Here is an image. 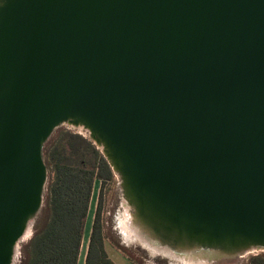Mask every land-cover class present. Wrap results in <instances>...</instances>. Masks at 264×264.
Segmentation results:
<instances>
[{
    "label": "water",
    "instance_id": "95a60500",
    "mask_svg": "<svg viewBox=\"0 0 264 264\" xmlns=\"http://www.w3.org/2000/svg\"><path fill=\"white\" fill-rule=\"evenodd\" d=\"M63 122L161 241L264 251V0H0V264Z\"/></svg>",
    "mask_w": 264,
    "mask_h": 264
},
{
    "label": "trees",
    "instance_id": "16d2710c",
    "mask_svg": "<svg viewBox=\"0 0 264 264\" xmlns=\"http://www.w3.org/2000/svg\"><path fill=\"white\" fill-rule=\"evenodd\" d=\"M42 156L48 171L45 200L19 264H76L95 183L110 180L112 169L90 138L67 128L52 132ZM100 208L98 193L86 264H114L104 250ZM248 264H264V252L250 255Z\"/></svg>",
    "mask_w": 264,
    "mask_h": 264
},
{
    "label": "rangeland",
    "instance_id": "374dc122",
    "mask_svg": "<svg viewBox=\"0 0 264 264\" xmlns=\"http://www.w3.org/2000/svg\"><path fill=\"white\" fill-rule=\"evenodd\" d=\"M57 128H67L76 133H79L85 137L90 138V134L87 129L82 126H73L67 122L59 124ZM54 129V130H55ZM95 144V143H94ZM96 145V144H95ZM102 152V148L96 145ZM103 154V152H102ZM104 155V154H103ZM113 176L110 180L105 182L97 181L94 186L92 193L93 200L96 204L98 193L101 196V208H100V218L102 223V233H103V246L105 244V249L107 250L110 258L116 264H242L245 259H247L252 253L245 255L244 258H240L238 255H227L224 253H219L216 251H204L197 250V253H190L191 251L183 252L178 246L164 247L158 245L160 248L167 249L171 255H168L160 250L153 249L150 245L145 242H140L139 240L128 239L124 235V231L121 228V218L124 212L123 208V188L122 179L120 175L112 169ZM48 179V171H47ZM47 181L43 192V202L44 204ZM41 206V207H42ZM41 210V209H40ZM40 211L34 217L33 224L31 227V235L24 241H20L14 250L12 264H19L22 259V246L29 241L33 234L34 224L39 216ZM132 226V225H131ZM160 243L163 241L159 240ZM175 248V249H174ZM177 249V250H176ZM258 253L264 251H257ZM128 257V259L125 257ZM222 255V256H221ZM201 257L205 260L202 262H185L182 258L186 257ZM243 257V256H242ZM180 260V261H179ZM211 261V262H210Z\"/></svg>",
    "mask_w": 264,
    "mask_h": 264
},
{
    "label": "bare ground",
    "instance_id": "6f19581e",
    "mask_svg": "<svg viewBox=\"0 0 264 264\" xmlns=\"http://www.w3.org/2000/svg\"><path fill=\"white\" fill-rule=\"evenodd\" d=\"M70 125H73V124H70ZM123 196H124V201H123L124 212L122 214L120 224H121V228L124 231V235L126 236L127 240L133 239V240H139L140 242H145L148 245H150L153 249L160 250L168 255H171V254L167 252V249L165 248L166 247L169 248L171 246H178L179 248L183 250V252L191 251L190 253H195V254L197 253V250H199V248L187 247L184 243H182V241L184 242V240L182 239H174L176 243L175 242L167 243L165 240L163 241V243H160L159 240H162V239H159V238H163V237H160V235H157V231L155 230V228L150 226L151 224L150 222L147 223L143 219L138 218V215H137L138 212H136V207L134 206V203L130 201V199H128V197H126L124 193H123ZM33 220H34V216L30 217L26 221L23 232L20 237V241H24L26 238L30 237ZM158 245L164 246L165 248L162 249ZM182 261L205 263V260L197 256L189 257V258L183 257Z\"/></svg>",
    "mask_w": 264,
    "mask_h": 264
},
{
    "label": "crops",
    "instance_id": "0c3cea01",
    "mask_svg": "<svg viewBox=\"0 0 264 264\" xmlns=\"http://www.w3.org/2000/svg\"><path fill=\"white\" fill-rule=\"evenodd\" d=\"M95 207L96 204L93 200V197L91 196L90 199V204L89 208L87 211L86 219H85V224L83 228V234H82V239H81V244L79 248V253H78V258H77V263L76 264H86V257H87V250H88V242H89V236H90V231H91V226H92V221L94 218V213H95ZM104 250L108 256V258L116 264L109 256L107 250L105 249V244H104ZM258 253V252H257ZM257 253H254L252 255H255ZM125 257L128 259V257L125 255ZM240 258H244L245 256H239ZM93 264V263H92ZM129 264H132L131 261ZM242 264H248V258L245 259V261L242 262Z\"/></svg>",
    "mask_w": 264,
    "mask_h": 264
}]
</instances>
